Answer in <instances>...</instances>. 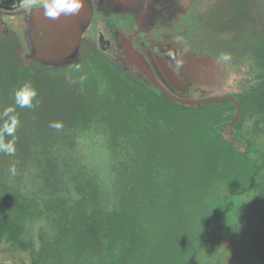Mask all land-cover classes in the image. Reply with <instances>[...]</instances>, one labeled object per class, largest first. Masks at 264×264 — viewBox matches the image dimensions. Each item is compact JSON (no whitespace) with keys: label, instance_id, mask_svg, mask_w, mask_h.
<instances>
[{"label":"trees","instance_id":"obj_1","mask_svg":"<svg viewBox=\"0 0 264 264\" xmlns=\"http://www.w3.org/2000/svg\"><path fill=\"white\" fill-rule=\"evenodd\" d=\"M263 44V58L258 45L252 49L255 61L262 62L261 82L236 101L241 120L253 104L264 124ZM10 45L17 67L37 89L38 103L21 109L15 106V91H0V125L9 107L20 121L15 154L0 153V242L28 252L32 264H198L191 245L195 231L201 254L206 250L207 221L226 211L223 193L240 191L233 185L239 180L250 181L249 187L256 183V173L237 167L233 148L223 140L227 120L222 107L172 102L88 45L80 64L59 70L24 64L20 48ZM0 68L2 85L8 75L1 62ZM84 120L102 129L115 151L112 192L120 194L122 211L138 218L143 234L133 254L106 253L108 199L97 177L86 174L70 153L77 134L92 125ZM52 122L63 127L54 130ZM186 149L189 153L184 154ZM35 218L45 223L37 250L25 237L27 222Z\"/></svg>","mask_w":264,"mask_h":264},{"label":"flooded vegetation","instance_id":"obj_2","mask_svg":"<svg viewBox=\"0 0 264 264\" xmlns=\"http://www.w3.org/2000/svg\"><path fill=\"white\" fill-rule=\"evenodd\" d=\"M47 2L48 0H0V30H5L6 33L3 34H7L10 25L16 24V27L23 31V42L16 36L11 37V41L20 48V59L28 66L36 64L59 70L78 65L83 58L85 46L88 45L125 74L161 93L155 82L128 60L124 50L125 43L142 57L149 73L161 87L181 100H188L191 91L199 93L193 101L205 99L200 96L202 91L198 85L202 76H197L199 66L193 65L197 70L195 68L190 70L186 66V56L194 52H186L185 47L183 48V45L186 43L188 45L191 41L188 39L184 42L183 34L189 30H197L196 34L199 36V25H203L204 22L210 26L216 25L219 33L230 31V28L236 31L230 25L232 22L238 24L236 20H240L238 16L244 14L243 9L246 8L239 5V0H87L92 16L83 34L77 59L55 67L44 66L32 59L31 27L42 19L43 16L35 13L42 11ZM232 4L234 7H231ZM218 5H223L219 8L223 10V16L213 12ZM23 48L29 53L24 58ZM166 66L183 85L187 86V90L182 91L167 79L164 69ZM185 78L189 79L190 83L186 82ZM213 99L218 98L209 100ZM220 102L225 101L190 107L201 108ZM223 196L227 204L226 212L218 211L215 217L209 218L212 224H208L206 229V250L213 255L212 259H208L209 264H264V232L261 230L264 219L262 216L264 196L260 194L250 197L242 191H226ZM247 204L255 206L254 214L248 215ZM230 212H236L237 216L231 215ZM247 218L253 223V227L251 223L247 224L245 221ZM232 219H236V224Z\"/></svg>","mask_w":264,"mask_h":264},{"label":"rangeland","instance_id":"obj_3","mask_svg":"<svg viewBox=\"0 0 264 264\" xmlns=\"http://www.w3.org/2000/svg\"><path fill=\"white\" fill-rule=\"evenodd\" d=\"M239 1V5L245 6L246 10L243 9L244 14L238 16L240 17V20H236L238 24L235 25V22H232L230 25V27L232 26L236 30V33L232 28H230V31L219 33L216 30V25L210 26L204 22L203 25H199V36L196 34L197 30H189L186 34H183L185 35L184 42L188 39L191 40L190 44L187 45L186 43L187 46L183 45V48L185 47L186 52H194L192 54L196 56L194 57L189 53L186 56V66L190 70L191 68H195L193 65H197L200 68L198 70L195 69L199 72L197 76H202L201 81H198V85L202 91L200 96L205 98L203 101L222 97L236 100L237 95L249 92L260 81L263 71L258 66L260 62L255 61V52L252 49L258 45L256 47L258 54L263 58L264 0ZM233 5L231 7H234ZM239 5H235V7L237 6L238 8ZM220 7H223V5L215 6L213 12L216 15L223 16V10L219 9ZM215 21L217 23V19ZM9 28L10 30L7 34H3L5 30H0V62L6 66L4 74L7 73L6 76L8 75V78H4L7 79L8 83L5 81V83L0 85L1 92L15 91L27 80L21 68L17 67L19 63L15 62L16 51L10 45V43L14 45L11 37L14 38L15 36L19 38L20 42H23L24 33L16 27V24H11ZM6 41L8 44L5 43ZM23 50L24 58L29 53L25 48ZM221 52L230 53L232 56L231 61H218L217 57ZM23 63L26 64L25 62ZM185 80L190 83L189 79L185 78ZM197 94L199 93L191 91L188 94V100L193 101ZM236 103H231V101L219 103L222 110L225 111L223 118L227 120L223 126L222 136L223 140L229 144V147L233 148L235 165L237 167H250L251 169L249 168V170L256 173V183H254L255 187H249L247 183L250 181L243 182L239 180L238 183L233 185L239 186L241 188L240 191L246 192L250 197L260 194L264 196V124L258 121L255 115L258 108L253 104L249 109L247 118L241 120V106L239 110L238 106L234 108L232 105H237ZM217 118L214 117L213 119L216 120ZM84 122L85 124L92 125L77 134V137L74 139L76 147L70 153L72 157L79 161L80 167L83 168L86 174L91 177H97L98 184L105 191V197L108 199V222L110 229L108 241L110 245H108L106 253L110 251L108 254L116 256H120L122 252L133 254L135 248L138 249L139 245H141L143 234L137 226L138 218H135L134 214L131 216L128 213H124L122 211L120 194L117 191L112 192V184L115 179V164L112 158L115 155V151L107 145V139L102 129L94 126V123H90L87 120H84ZM186 153H189L187 149L184 154ZM247 206L248 215L254 214L255 206L251 207L250 204H247ZM231 215L237 216V213L233 212ZM262 216L264 218V214ZM248 219H245L247 224L251 223ZM235 220L232 219L234 223ZM207 222V224H212L211 220ZM27 223L26 240L34 241L37 250L40 247L39 231L45 228V223L43 219L37 218L29 220ZM251 225L253 227V223ZM261 230L264 232V219L262 220ZM196 233L195 231V240H191V245L194 246L195 250L193 254L197 259L195 261L199 262L198 264H209L208 259H212L213 255L209 253L208 249H204L203 253L197 254L199 251L197 247L201 248L202 244L199 240L200 237ZM229 235L232 236V233ZM118 251L120 253L117 254ZM257 252L255 251V253ZM0 264H32V256L28 252L3 241L0 242ZM110 264H117V262L114 260Z\"/></svg>","mask_w":264,"mask_h":264},{"label":"water","instance_id":"obj_4","mask_svg":"<svg viewBox=\"0 0 264 264\" xmlns=\"http://www.w3.org/2000/svg\"><path fill=\"white\" fill-rule=\"evenodd\" d=\"M81 2V9L75 15H61L58 19H49L44 15V10L35 13V15L43 16L45 19L42 17L38 24L31 27L33 32L32 59L44 66L55 67L63 66L67 61H76L83 34L85 33L92 16L87 0H81ZM124 50L128 60L148 75L152 81L155 82L161 93L173 102L185 106L209 105L219 101H231L236 103V100L229 97L207 101L178 99L156 82L153 76L149 73L148 66L142 57L134 51L131 46L124 43ZM164 69L165 75L171 83L178 86L182 91L188 89L187 86L183 85L178 80L176 75L170 71L167 66L164 67ZM237 106L240 110V105L237 104Z\"/></svg>","mask_w":264,"mask_h":264},{"label":"clouds","instance_id":"obj_5","mask_svg":"<svg viewBox=\"0 0 264 264\" xmlns=\"http://www.w3.org/2000/svg\"><path fill=\"white\" fill-rule=\"evenodd\" d=\"M82 6L81 0H48L43 6L44 15L49 19H58L61 15H75ZM232 56L228 52H221L217 57L220 62H230ZM37 89L31 82H24L14 92L15 106L24 109H32L38 103ZM11 114V115H10ZM4 122L0 125V153L6 155L15 154V132L19 126L18 115L15 114V108H6L2 114ZM52 129L59 131L63 125L60 122H52L49 125ZM13 137L12 140H5V137ZM14 166L10 168V172L15 173Z\"/></svg>","mask_w":264,"mask_h":264}]
</instances>
